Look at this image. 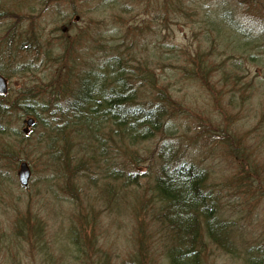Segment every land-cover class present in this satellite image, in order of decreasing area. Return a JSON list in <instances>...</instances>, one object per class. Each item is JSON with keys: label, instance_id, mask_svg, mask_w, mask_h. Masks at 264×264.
<instances>
[{"label": "rangeland", "instance_id": "rangeland-1", "mask_svg": "<svg viewBox=\"0 0 264 264\" xmlns=\"http://www.w3.org/2000/svg\"><path fill=\"white\" fill-rule=\"evenodd\" d=\"M125 1L132 4L135 0L119 2ZM218 1L224 5L232 2L240 19L256 18L253 12H245L246 7H254L249 0H198L202 5L199 11L195 12L197 4L185 6L187 15L179 21L171 12H165L175 6L167 7V1L163 13L156 14V10L143 8L126 11L120 5L112 9L101 0H0V57L15 56L13 61L7 60L8 66H29L8 77L11 91L6 104L13 105L15 115L21 112L16 105L21 91L34 87L40 92V99L49 103L53 99L51 92H57L64 78L70 80L74 76L75 82L79 72L104 59L99 53L94 54L100 46L119 54L131 68L151 62L146 65L147 70L171 98L165 102L168 117L163 133L128 147L114 141L116 138L104 147L93 145L101 147L93 154L104 157L99 151L112 149L116 143L112 160L126 161L127 167L124 170L121 166L120 170L134 173L132 176L138 181L128 187L119 182L123 189L115 190L121 200L119 206L110 203L104 193L102 178L106 163L111 167L112 161L87 163L85 168L71 160L70 146L77 144L76 138L66 137L61 148L40 144L36 153L27 155L31 159V183L25 187L16 184L17 169L5 172L3 166L8 159L3 156L6 151H0V173H5L0 175V264H48L39 245L29 248L27 240L23 241L25 249L18 243L8 244L6 235L14 220L31 214L39 217L32 225L43 234L46 252L56 259L62 252L61 243L66 245L67 241L71 249L70 244L78 236L85 240L89 255L98 256L96 250H106L110 264H128L137 252L146 256L147 259L141 256L143 264H165V240L155 217L158 201L151 181L156 172V156L164 142L165 148L173 142L179 157L206 170L207 187L215 193L219 218L232 223L234 250L230 247L228 252L209 244L204 264H253L247 261L245 249L258 242H262L260 256L264 261V44L259 42L251 50L257 54L259 64L231 52L232 46L210 47L202 17L211 13ZM158 2L164 5V0ZM256 6L264 11V0ZM198 17L201 22L195 23ZM63 25L68 26L67 32L62 33ZM195 49L212 53L208 62L218 71L205 78H187L179 67L190 62L189 55ZM235 60L238 65H233ZM221 66L226 69L221 71ZM143 89V100L154 98L147 85ZM45 115L42 120L48 121ZM28 117L31 116H12L8 125L11 133L0 136V141L20 145L16 139L19 133L33 138L42 126L27 127ZM52 152L59 159L67 158L65 177L60 175L58 180L55 169L61 164L51 163L56 160L50 158ZM122 219L126 226L118 225ZM76 264L98 263L92 258Z\"/></svg>", "mask_w": 264, "mask_h": 264}, {"label": "trees", "instance_id": "trees-1", "mask_svg": "<svg viewBox=\"0 0 264 264\" xmlns=\"http://www.w3.org/2000/svg\"><path fill=\"white\" fill-rule=\"evenodd\" d=\"M119 1L101 0V3L112 7V9L120 5L123 9L143 8L144 11L151 9L156 10V14L158 12L161 14L167 1L169 4L167 7L175 6L172 9L166 8L165 12H171L176 21L187 15L185 6L193 7L197 4L195 12L202 7L200 2L197 3L198 0H164L163 6L159 5L158 0H135L134 2L137 4L133 0H129L133 2L132 4ZM249 1L254 7H246L245 12H253L256 15L255 20L238 18L234 12L233 3L230 1L225 2V5L218 1L214 5L215 9L210 10L211 13L206 12L205 18L202 17V20L206 25V41L210 47L214 48L218 45L222 46V44L229 46L230 49L233 48L231 52L238 53L245 61L259 64L260 60H258L257 54L251 50L259 42L264 44V11L256 6L261 3V0ZM171 14H167V16H171ZM194 22L200 23L201 19L195 18ZM210 34L211 37H208ZM96 52L104 59L102 61L97 60L100 61L98 64L90 65L91 67L89 66L90 68L87 70L79 72L75 82L74 76L70 80L64 78L65 81L60 83L57 92H51L53 99L49 103L40 99V92L34 87H30V91L23 90L19 94L20 100L16 101V105L21 109V112L15 115L12 110L13 105L8 106L6 104L11 86L9 85L5 94H0V136L3 137L11 133L8 125L12 116H31L35 120L33 126L40 125V128L42 126L41 130L33 135V138L24 133V135L21 133L18 135V131H16V139L20 145L0 141V151H6L3 156H6L8 162L3 167L5 170L7 169L5 171L7 173L9 170H18L19 164L23 161L30 167L31 159L27 155L36 153L37 146L40 144H44L45 148H52L55 145L61 148L63 139L66 137L69 139L76 138L78 140L77 146L72 144L70 146L71 160H76L85 168L87 163L96 165L100 160L103 163H106V160L112 161L111 167L106 163L107 170L104 171L106 175L102 178L107 184H104V193L112 201L110 203L119 206L121 200L115 191L117 188L123 190L119 182L128 187L129 183L133 184L137 180L132 176L134 173L126 174L120 170L119 167L121 166L125 170L126 161L115 163L112 160L114 151H117L116 143L112 149L99 151V154L104 155V157L101 155V157H96L93 154L97 148H101L93 145L99 143L104 147L106 143L117 140L128 147L163 133L168 117L165 102L170 101L171 98L165 92L164 87L159 85L154 74L147 70L146 65L151 62L131 68L127 61H122L119 54L116 55L115 52H111L110 48L100 46L95 49V55ZM5 53L7 55L6 51ZM211 56L212 53L205 54L195 49L192 56L189 55L190 60L189 57H186L190 62L179 68L186 72L187 78H205L212 72L218 71L217 66L208 62V60L211 61ZM14 57H0V73L6 78L12 73L23 72L29 68L25 64L8 66L7 60L11 62ZM232 63L238 65L236 60ZM225 69L223 66L220 68L221 71ZM253 76L256 77L257 73H253ZM145 85L149 87L150 93L154 94V98L143 100L145 95L143 87ZM16 105H14L15 108ZM43 113L46 114L44 117H49L48 121L46 118L42 120ZM166 144L164 142L160 146L155 161L156 172L151 179L153 194L158 201L157 209L154 211L156 212L155 217L162 226L161 233L165 240L162 249L165 264H204L209 244L226 251L230 250V247L233 249L230 231L232 223L219 218L215 193L209 186L207 187L206 170L198 164L179 157V149L174 147L173 142H170L165 148ZM92 146L95 149H92ZM55 157L56 160H52L51 163L59 162L61 164L55 169L54 177L58 180L60 175L65 177V169L63 168L67 163V158L59 159L56 154L50 153V158ZM48 163H50L49 160ZM3 173L0 175L4 176L5 173ZM16 179V184L19 186L18 177ZM29 182L31 183V181ZM108 191H110L109 194ZM24 219L22 217L18 220L15 219L11 232L9 231V234L6 235L9 238L8 244L11 246L18 243L21 244L20 248H24V240L30 244L29 248H33V245H39L44 251V261L48 264H58L60 261V264H76V262L88 261L92 258L98 264H110L108 256L105 254L106 250L100 249L101 252H99L95 249L98 256L89 255L88 251L90 250L87 249L85 240L78 236H75L77 239L70 244L71 249L67 241L66 245L61 243L62 252L56 259L53 254L46 252L48 248L47 243L43 240V234L32 225L39 221V217L31 214ZM118 225L126 226L127 223L122 219ZM260 244L262 242L247 246L245 251H247L248 262L253 264L264 262L262 261L263 257L260 256L263 253ZM141 256L137 252L134 259L128 264H143ZM142 257L146 258L144 255ZM257 257L259 258L258 261H256ZM31 258L33 257L31 256Z\"/></svg>", "mask_w": 264, "mask_h": 264}, {"label": "water", "instance_id": "water-1", "mask_svg": "<svg viewBox=\"0 0 264 264\" xmlns=\"http://www.w3.org/2000/svg\"><path fill=\"white\" fill-rule=\"evenodd\" d=\"M6 91V80L0 75V93H5ZM26 124L31 126L34 123L32 118L25 120ZM18 179L21 185L25 186L29 178L28 166L25 162H21L17 172Z\"/></svg>", "mask_w": 264, "mask_h": 264}, {"label": "flooded vegetation", "instance_id": "flooded-vegetation-1", "mask_svg": "<svg viewBox=\"0 0 264 264\" xmlns=\"http://www.w3.org/2000/svg\"><path fill=\"white\" fill-rule=\"evenodd\" d=\"M67 28H68L67 25H63V26L61 27V31H62V33H63V32H67Z\"/></svg>", "mask_w": 264, "mask_h": 264}]
</instances>
